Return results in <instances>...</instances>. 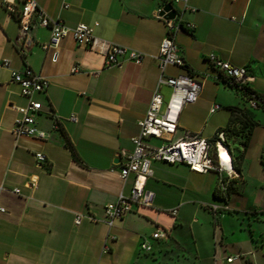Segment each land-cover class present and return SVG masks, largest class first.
Returning a JSON list of instances; mask_svg holds the SVG:
<instances>
[{
	"label": "crops",
	"instance_id": "crops-1",
	"mask_svg": "<svg viewBox=\"0 0 264 264\" xmlns=\"http://www.w3.org/2000/svg\"><path fill=\"white\" fill-rule=\"evenodd\" d=\"M11 1L14 12L0 0V184L6 187L0 193V206L6 208L0 212V264H154L176 256L214 258L219 264L228 257L229 246L244 258L227 263L264 264V221L258 212L264 203V179L259 181L263 198H253L251 204L246 190L215 197L219 179L215 171L153 162L146 187L153 193L152 205L135 208L112 227L104 222L105 206L132 188L133 177L127 182L120 177V154L132 151L138 121L145 116L161 75L156 56L167 36L161 10L171 4L191 25L175 34L186 68L169 66L165 74L192 73L202 83L198 101L184 106L174 138L212 139L228 121L209 120L221 112L229 120L228 107H243V100L229 86L202 78L209 70L207 56L214 53L235 66L249 67L256 76L252 88L264 95V0H188V7L177 0H36L65 25H92L98 39L149 55L141 64L124 60L121 66L110 67L99 49L78 45L70 36L57 50L46 48L50 29L39 25L30 32L32 44L22 49L17 16L25 0ZM74 66L79 71L72 72ZM26 67L50 80L47 91L35 96L42 104L37 124L48 133L46 139H17L12 132L17 108L27 103L12 72ZM162 92L166 97L171 89L163 86ZM253 116L258 125L241 173L233 180L235 187L243 181L249 184L246 160L255 146L260 148L264 175V123L256 112ZM231 148L235 157L233 143ZM37 152L47 161L40 162ZM14 188L21 194H14ZM209 198L221 204L212 205ZM176 207L178 214L172 216L170 210ZM228 215L233 219L231 234L224 228ZM158 226L170 230L169 238H152ZM240 227L248 235L233 239L230 235ZM209 229L214 230L212 256H206L204 246ZM144 240L152 244L150 252L141 248Z\"/></svg>",
	"mask_w": 264,
	"mask_h": 264
},
{
	"label": "built area",
	"instance_id": "built-area-1",
	"mask_svg": "<svg viewBox=\"0 0 264 264\" xmlns=\"http://www.w3.org/2000/svg\"><path fill=\"white\" fill-rule=\"evenodd\" d=\"M177 1L183 2L185 7H188V0ZM3 2L9 10L15 11L11 0H3ZM160 18L165 22L167 28V36L163 38L159 47V54L156 56L161 75L158 85L152 93L145 116L138 121L139 133L132 138V151H121L120 177L124 182L133 177V183L129 194L121 193L116 202L105 206L104 222L109 227H112L116 220L123 218L127 213L133 212L135 208L152 205L153 193L146 187L153 174V162L187 164L192 170L201 173L215 171L219 174L217 188L223 193L239 175L233 150L224 131H217L212 139L198 135H188L178 140L174 138L184 106L198 101L202 83L192 73L177 76L165 74L169 66L186 68L185 58L181 55L180 48L175 41V34L184 26L189 28L191 25L184 23L181 15L178 11H174V8L162 9ZM17 20L20 26L22 49L32 44L33 38H31L30 32L35 25H39L50 29L51 36L48 44L45 45L46 48L57 50L62 39L70 36L78 45L99 49L104 53L107 67L121 66L124 60L141 64L144 58L149 56L142 51L98 39L94 35V26L92 25L83 22L74 27L65 25L61 20L47 14L36 0L24 1ZM54 55L53 59L56 61L58 52L55 51ZM207 61L209 70L201 74L202 78L213 79L229 86L240 95L242 100L248 94L250 96L247 102L248 106L253 109H263L260 106L263 102L256 97L255 90L252 88L256 76L249 67L235 66L214 53L207 56ZM3 64L8 66L9 61L4 60ZM77 71H79V67L74 66L72 72ZM12 80L20 85L21 94L27 99L25 105L17 108L19 115L14 121L13 134L17 139L23 136L46 139L48 133L41 130L37 124V115L42 104L35 99V96L47 91L50 80L30 67L23 70H13ZM163 86L171 89L167 98L162 92ZM72 119L75 118L72 117ZM159 141L161 143H158ZM36 157L40 162L47 161L46 155L42 152H37ZM4 190L6 187L4 184H0V193ZM11 191L17 195L21 194L20 188H14ZM214 208L218 209L217 206ZM5 211L6 208L0 206V212ZM258 212L264 213V203ZM170 214L176 216L178 207L170 210ZM81 220L82 216L78 215L76 222L80 223ZM151 236L157 240L167 239L170 236V230L158 226ZM141 248L150 252L152 244L148 240H144L141 243ZM108 249L105 246V252ZM242 258L244 255L239 253L235 256H228L226 261L232 262Z\"/></svg>",
	"mask_w": 264,
	"mask_h": 264
},
{
	"label": "rangeland",
	"instance_id": "rangeland-1",
	"mask_svg": "<svg viewBox=\"0 0 264 264\" xmlns=\"http://www.w3.org/2000/svg\"><path fill=\"white\" fill-rule=\"evenodd\" d=\"M165 95L167 98L168 92H166ZM243 110H244V112H248V114H250L251 116H253V114L256 112L257 117L261 118L263 120V123H264V109H262V108L255 109L254 113L250 112L247 108H244ZM227 121H228V118L226 120V113L225 112H223V113L221 112L218 115H216L212 120H209V122L211 124H213V123H227ZM252 136L251 137L249 136V133L247 130H244L242 133H241V130H238L237 133H235L233 136H231V141L234 142L235 146H238L237 148L239 149L240 154L244 153V151H242L240 148H243L245 150V144L244 143H247L249 138H250V142H251ZM158 143H161V141H159ZM255 148H256L255 152L252 149V156L250 157L251 159L246 160L247 174H248V176H250L249 177V184L246 186V182L243 181V183H240L238 186H236V190H235L237 193H242L243 191L246 190L245 191L246 192V194H245L246 199H248L249 203L251 202V204L255 199L257 201H260L263 198L262 185L259 182L260 180L264 179L263 169H262L263 166L261 165V163H260L261 161L259 159L260 148H259V146H255ZM262 161L264 162V158H262ZM253 198H254V200H253ZM194 199L197 200V198H194ZM200 199L202 200V198H200ZM205 200L206 199L204 197L203 201H205ZM209 200L211 201L212 205L215 203L221 204L220 202L217 203V201L214 202V200L212 198H209ZM204 214H206V213H204ZM259 214H262L261 219L264 221V213L259 212ZM243 226H245V225H243ZM232 227H233V219L230 215H228L224 221V228L226 230L230 229L229 234H231V232L233 230V229H231ZM239 229H243V232H242V230H241V232H239ZM239 229L236 228L235 234L230 235L233 237V239L239 238L241 233H243V235H248V230L246 228L240 227ZM220 237H221V235H220ZM213 238H214V230L209 229L208 233L206 234V239H205V244H204L206 256H212L214 254ZM229 255H235L234 249L231 246L228 247V251L226 253V256H229ZM154 264H215V259L212 258L210 260L209 258L205 257V259L202 261H196L194 259L184 260L183 258L178 260V256H176L175 259L174 258L173 259L165 258V259L161 260V262H159V263L154 261ZM219 264H229V263H227L226 258H225V260H221ZM234 264H242V263L240 260H237V261H235Z\"/></svg>",
	"mask_w": 264,
	"mask_h": 264
},
{
	"label": "trees",
	"instance_id": "trees-1",
	"mask_svg": "<svg viewBox=\"0 0 264 264\" xmlns=\"http://www.w3.org/2000/svg\"><path fill=\"white\" fill-rule=\"evenodd\" d=\"M249 97L250 96H248V94H246V98L243 97V107H238V106H229L228 107V110L230 112L228 123L225 127L220 128L218 130V131H224L225 132V134L227 136V140H228L230 145H231V143L234 144V142L231 141V136H233L235 133H237L238 130H241V133L244 130H247L249 133V136L251 137L253 135V131H254L255 127L258 125V122L254 119V116H251L250 114H248V112H244V110H243L244 108H247L250 112H252V113L255 112V109L251 108L247 104ZM256 97L259 98L261 100V102H263L260 106L263 107V109H264V95H259L256 93ZM66 144L68 147H70L74 151V147L68 139H67ZM244 144H245V150L243 148H240L242 151H244V153L242 152L243 154H240L239 149L237 148L238 146H235V149H237V151H238L237 155L235 156V160H236L235 165H236L237 171H239L240 173L242 170V163H243L244 158H245V153H246V151L250 145V138H249L248 142L244 143ZM263 164H264V162H263ZM235 190H236V187L234 186V181H232L228 185V188H227V191L225 192V194L229 195L231 192H233ZM225 194L223 192H221L218 188H216V190L214 192V195L217 198H225Z\"/></svg>",
	"mask_w": 264,
	"mask_h": 264
},
{
	"label": "water",
	"instance_id": "water-1",
	"mask_svg": "<svg viewBox=\"0 0 264 264\" xmlns=\"http://www.w3.org/2000/svg\"><path fill=\"white\" fill-rule=\"evenodd\" d=\"M166 8L169 9V8H174V7L170 4ZM174 11H177V10L174 8Z\"/></svg>",
	"mask_w": 264,
	"mask_h": 264
},
{
	"label": "bare ground",
	"instance_id": "bare-ground-1",
	"mask_svg": "<svg viewBox=\"0 0 264 264\" xmlns=\"http://www.w3.org/2000/svg\"><path fill=\"white\" fill-rule=\"evenodd\" d=\"M226 155H227V153H226Z\"/></svg>",
	"mask_w": 264,
	"mask_h": 264
}]
</instances>
